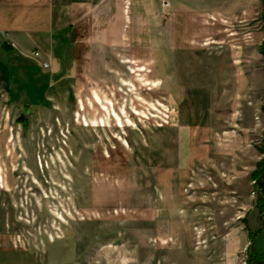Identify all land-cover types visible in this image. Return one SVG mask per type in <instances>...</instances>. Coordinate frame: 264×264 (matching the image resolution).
I'll return each instance as SVG.
<instances>
[{"label": "rangeland", "instance_id": "374dc122", "mask_svg": "<svg viewBox=\"0 0 264 264\" xmlns=\"http://www.w3.org/2000/svg\"><path fill=\"white\" fill-rule=\"evenodd\" d=\"M248 3L229 15L196 14L179 41H163L160 23L139 19L132 55L79 58L77 104L67 114L52 122L40 115L36 126L25 117L10 124L0 136V264H164L168 255L177 261L179 252L194 257L200 251L225 258L238 248L247 220L254 256H262L264 206L248 218L240 189L229 190L238 171L249 179L243 190L251 200L262 193L251 177L264 158L259 116V129L245 137L232 119L240 112L211 103L208 125L199 126V112L191 113L200 105L186 104L190 99L177 105L172 74L161 65L170 69V57L158 55L166 43L169 52L176 45L204 50L222 65L261 66L264 1ZM152 26L159 29L146 32ZM113 108L122 121L110 116ZM187 116L196 120L191 148ZM197 150L201 163L191 162ZM162 176L165 182L158 181ZM231 195L229 206L221 199ZM163 211L167 218L154 216Z\"/></svg>", "mask_w": 264, "mask_h": 264}, {"label": "crops", "instance_id": "0c3cea01", "mask_svg": "<svg viewBox=\"0 0 264 264\" xmlns=\"http://www.w3.org/2000/svg\"><path fill=\"white\" fill-rule=\"evenodd\" d=\"M248 1L242 0L235 5L234 0H171V5L164 7L162 0H0V136L5 134L13 121L19 122L23 117L36 126L40 115L46 122H52L57 113L67 114L77 104L74 88L80 67L79 58L132 55L131 46L132 41L137 40L139 19L147 25L160 23L165 35L162 36L163 41H179L187 19L214 10L225 11L229 15L233 8L247 7ZM154 29L157 31L159 28L152 26L146 32L154 33ZM127 40L131 41L130 48L123 47V41ZM171 49L169 52L166 43L165 48H158L160 57L169 56L171 60L170 69L161 61L162 71L172 74L169 78L177 90V105L186 103L185 99H190L186 104L191 106L198 102L200 109H193L190 113L197 116L193 113L199 112V126L208 125L209 104L225 102L232 105V110L240 112V117L233 116L232 119L245 130H239L246 134L245 137H248L249 129H259L256 115L264 129V55L261 51L262 64L254 66L222 65L217 58L211 62L208 54L197 48L176 45ZM122 50L130 54H122ZM37 53L40 55L37 56ZM97 101L102 102L104 110L107 109L99 95ZM185 113L188 115L189 112ZM110 116L115 120L123 119L114 108L110 110ZM190 116L186 117L187 125L184 126L190 131L186 142L191 148L193 124L190 122L196 120L192 121ZM104 121V118L101 119L97 127L102 126ZM86 125L89 126L87 120ZM200 151H196L191 162L199 160L201 163ZM260 161L256 162V168ZM33 164L36 166V162ZM160 168L164 172L165 167L161 165ZM229 168L233 169V166ZM237 172L233 171L230 175L229 190L240 189V198L249 207L246 214L249 218L250 213L259 207L258 200L254 202L249 193L244 192L243 189L249 188V179L244 173ZM163 177L158 181L165 182ZM239 177L244 188L239 187ZM223 199L232 206V195ZM214 203L210 207L216 205V208ZM154 216L161 217V220L168 217L164 211ZM245 227L247 229H243L237 240L238 248L225 258L203 251L194 252V257L179 252L177 261L170 260L168 255L164 264H221L222 260L233 261L236 254L244 251L254 255L248 220ZM201 243L208 248L210 242L205 239ZM250 264H264V260H251Z\"/></svg>", "mask_w": 264, "mask_h": 264}, {"label": "trees", "instance_id": "16d2710c", "mask_svg": "<svg viewBox=\"0 0 264 264\" xmlns=\"http://www.w3.org/2000/svg\"><path fill=\"white\" fill-rule=\"evenodd\" d=\"M264 1V0H263ZM261 53L264 55V42L261 46ZM262 152L264 153V141ZM253 180L256 181V186L262 193L258 196V206L263 207L264 204V158L258 163L257 169L252 173ZM251 260H264V256L255 257L253 253L249 254Z\"/></svg>", "mask_w": 264, "mask_h": 264}, {"label": "built area", "instance_id": "2783aa9c", "mask_svg": "<svg viewBox=\"0 0 264 264\" xmlns=\"http://www.w3.org/2000/svg\"><path fill=\"white\" fill-rule=\"evenodd\" d=\"M162 4L164 7H168L171 5V0H162ZM36 55L39 56L40 53H37ZM44 65L48 66V63H45ZM221 264H250V256L248 252L244 251L236 254L233 261L227 262V260H222Z\"/></svg>", "mask_w": 264, "mask_h": 264}]
</instances>
